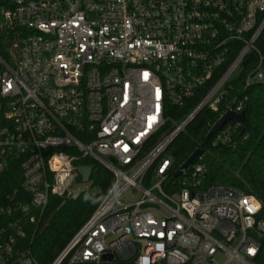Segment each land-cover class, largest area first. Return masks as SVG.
Listing matches in <instances>:
<instances>
[{"label": "built area", "instance_id": "obj_1", "mask_svg": "<svg viewBox=\"0 0 264 264\" xmlns=\"http://www.w3.org/2000/svg\"><path fill=\"white\" fill-rule=\"evenodd\" d=\"M263 32L264 0H0V179L19 178L0 264H42L35 234L54 197L87 188L83 159L113 182L50 264H257L260 200L206 185L202 152L176 176L168 147L197 109L244 111L227 96L249 53L244 88L264 85ZM168 104L195 108L171 133ZM229 122L210 144L232 141Z\"/></svg>", "mask_w": 264, "mask_h": 264}, {"label": "trees", "instance_id": "obj_2", "mask_svg": "<svg viewBox=\"0 0 264 264\" xmlns=\"http://www.w3.org/2000/svg\"><path fill=\"white\" fill-rule=\"evenodd\" d=\"M260 48L264 44L262 34ZM257 60L254 53H249L242 66L244 70L234 81L235 90H231L227 97L232 96L239 89L241 95H247V102L243 112L245 119L236 125L232 141L227 144L207 145L202 154L207 167L206 185H228L243 193L255 195L262 204L260 218L264 219V85L253 83L244 88V73ZM189 106H174L168 104V118L162 129L171 133L194 110ZM223 108H220V111ZM220 111L215 112L207 108L201 109L186 127L173 139L169 150L174 158V169H178L188 157L198 149L206 135L218 121ZM81 164L93 167L91 182L77 198L62 199L54 197L47 208L31 248L34 257L42 264H50L65 248L74 234L91 216L99 205L107 188L113 182V174L101 164L83 159ZM19 184V178L5 175L0 179V198L3 193ZM256 257L257 264H264V236Z\"/></svg>", "mask_w": 264, "mask_h": 264}, {"label": "water", "instance_id": "obj_3", "mask_svg": "<svg viewBox=\"0 0 264 264\" xmlns=\"http://www.w3.org/2000/svg\"><path fill=\"white\" fill-rule=\"evenodd\" d=\"M199 109H197L193 114H191L187 120H185L179 128L176 130V132L172 135L170 138V142L180 133L181 130H183L186 125L190 122V120L197 114ZM245 119V113L242 111L238 114L234 113L233 111L229 110L227 113L224 114L220 120H218L213 127L210 129L208 134L206 135L204 141L202 142L201 146L196 149L189 157L188 159L181 165L180 170L176 173V176L180 174L182 170H185L202 152V150L211 143L214 134L220 130L227 122L230 120H237L238 122L242 123ZM79 174L81 176L82 182L87 183L90 181L93 167L92 166H80L78 168ZM81 194V191H76L72 194V198H77Z\"/></svg>", "mask_w": 264, "mask_h": 264}, {"label": "snow or ice", "instance_id": "obj_4", "mask_svg": "<svg viewBox=\"0 0 264 264\" xmlns=\"http://www.w3.org/2000/svg\"><path fill=\"white\" fill-rule=\"evenodd\" d=\"M155 121V117H149V127H151L152 123ZM125 150H127V147H125ZM163 170V169H162ZM254 250H250V252H253Z\"/></svg>", "mask_w": 264, "mask_h": 264}, {"label": "rangeland", "instance_id": "obj_5", "mask_svg": "<svg viewBox=\"0 0 264 264\" xmlns=\"http://www.w3.org/2000/svg\"><path fill=\"white\" fill-rule=\"evenodd\" d=\"M80 186L85 188V187L89 186V183L81 184Z\"/></svg>", "mask_w": 264, "mask_h": 264}]
</instances>
